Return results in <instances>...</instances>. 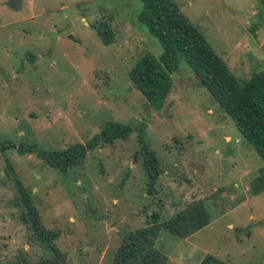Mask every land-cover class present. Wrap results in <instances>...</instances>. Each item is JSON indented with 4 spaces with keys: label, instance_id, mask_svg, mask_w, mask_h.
I'll list each match as a JSON object with an SVG mask.
<instances>
[{
    "label": "rangeland",
    "instance_id": "374dc122",
    "mask_svg": "<svg viewBox=\"0 0 264 264\" xmlns=\"http://www.w3.org/2000/svg\"><path fill=\"white\" fill-rule=\"evenodd\" d=\"M240 82L264 69V0H171ZM140 0H0V143L34 153H0V264L37 263L49 253L24 224L22 195L46 230L58 231L65 264H110L123 234L152 212L166 219L201 202L211 220L175 237L161 230L166 264H264V162L183 58L161 109L149 106L129 71L161 46L137 16ZM94 26L111 33L103 44ZM109 123L127 139L98 145L66 174L38 157L85 144ZM157 158L146 188L143 147ZM137 157V161H135ZM229 172L222 179L221 161ZM27 216V215H26Z\"/></svg>",
    "mask_w": 264,
    "mask_h": 264
},
{
    "label": "trees",
    "instance_id": "16d2710c",
    "mask_svg": "<svg viewBox=\"0 0 264 264\" xmlns=\"http://www.w3.org/2000/svg\"><path fill=\"white\" fill-rule=\"evenodd\" d=\"M138 21L161 46V55L156 60L151 55L141 57L129 71L134 87L141 92L149 106L162 108L170 92V75L176 71L183 58L198 80L205 86L219 107L235 124L241 136L251 145L264 162V69L254 73L246 82H240L226 63L210 47L200 30L183 15L171 0H140ZM103 44L108 45L111 33L107 27L94 26ZM131 129L118 123L105 125L101 132L85 144H72L60 151H42L38 157L59 173L83 166L88 152L98 145L112 144L117 139H127ZM17 150L20 154L34 153V146L19 145L5 141L0 143V153ZM142 167L146 176V188L154 194V183L160 168L154 153L143 147ZM137 161V157L134 159ZM264 190V177L256 179L255 194ZM25 210L24 224L33 230L36 242L48 251V255L34 264H65V255L56 247L58 231L46 230L28 198L22 195ZM211 216L203 203L194 202L170 217L161 220L160 212L148 215L144 227L125 233L110 264H166L167 258L155 249L161 230L175 237L189 236L209 223ZM17 264H29L19 262ZM199 264H223L207 255Z\"/></svg>",
    "mask_w": 264,
    "mask_h": 264
},
{
    "label": "water",
    "instance_id": "95a60500",
    "mask_svg": "<svg viewBox=\"0 0 264 264\" xmlns=\"http://www.w3.org/2000/svg\"><path fill=\"white\" fill-rule=\"evenodd\" d=\"M5 5L12 11H19L22 7V0H4ZM221 168H222V179L227 177L229 172V163L227 160L221 161Z\"/></svg>",
    "mask_w": 264,
    "mask_h": 264
}]
</instances>
